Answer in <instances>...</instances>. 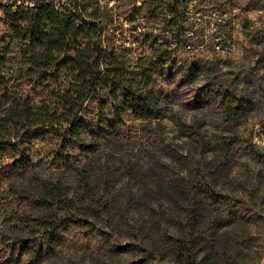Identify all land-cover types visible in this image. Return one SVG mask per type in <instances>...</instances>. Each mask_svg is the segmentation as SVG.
Instances as JSON below:
<instances>
[{
    "label": "rangeland",
    "instance_id": "rangeland-1",
    "mask_svg": "<svg viewBox=\"0 0 264 264\" xmlns=\"http://www.w3.org/2000/svg\"><path fill=\"white\" fill-rule=\"evenodd\" d=\"M212 1L232 24L230 53L181 48L162 53L150 40L123 48L108 33L133 74L138 65L164 54L169 79L160 77L154 88L175 94L159 122L132 121L119 140H102L96 154L84 159L86 182L78 192L98 203L96 213L107 215L92 224L119 245L136 249L116 250L91 226L73 223L41 264H131L144 259V246L154 261L145 264H174L173 237L182 235L192 218L195 231L205 233L196 245L199 264H264V0ZM134 2L117 0L114 10L130 13ZM2 26L7 24L1 20ZM13 45L10 64L15 65ZM203 86L231 95L194 106L192 89ZM230 99L243 101L244 111L227 116ZM95 113L90 104L86 119L92 121ZM51 145L44 140L34 149L35 158L45 163L37 167L40 173L62 172L48 160ZM71 170L64 175L70 182ZM31 176L18 178L19 184L32 188ZM201 186L220 192L225 201L211 202Z\"/></svg>",
    "mask_w": 264,
    "mask_h": 264
},
{
    "label": "trees",
    "instance_id": "trees-1",
    "mask_svg": "<svg viewBox=\"0 0 264 264\" xmlns=\"http://www.w3.org/2000/svg\"><path fill=\"white\" fill-rule=\"evenodd\" d=\"M114 8L99 0L59 5L56 0H0V21L7 24L0 29V264H41L73 223L91 226L116 250L136 249L119 245L92 224L107 215L96 213L98 203L78 192L86 182L84 159L96 154L102 140H119L132 121L159 122L175 94L154 88L171 72L164 54L138 65L133 74V65L109 43L111 34L129 48L119 42L123 29ZM14 43L18 57L12 65ZM192 90L194 106L231 95L209 86ZM90 104L96 107L92 121L86 119ZM243 105L230 99L224 113H241ZM44 140L52 144L47 159L62 172L38 171L45 163L35 158L34 149ZM69 169L71 182L64 176ZM30 173L32 188L19 184L18 178ZM204 188L211 202L225 201L220 192ZM188 206L193 216V203ZM193 220L173 237L174 264H199L196 245L205 233L195 231ZM141 249L144 259L131 264L154 262L148 248Z\"/></svg>",
    "mask_w": 264,
    "mask_h": 264
},
{
    "label": "built area",
    "instance_id": "built-area-1",
    "mask_svg": "<svg viewBox=\"0 0 264 264\" xmlns=\"http://www.w3.org/2000/svg\"><path fill=\"white\" fill-rule=\"evenodd\" d=\"M115 7L117 0H99ZM130 13H118L125 47L152 41L157 50L210 51L234 50L233 27L226 11L212 0H134Z\"/></svg>",
    "mask_w": 264,
    "mask_h": 264
}]
</instances>
